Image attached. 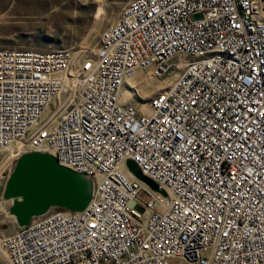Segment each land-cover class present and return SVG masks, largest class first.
<instances>
[{"label":"built area","instance_id":"1","mask_svg":"<svg viewBox=\"0 0 264 264\" xmlns=\"http://www.w3.org/2000/svg\"><path fill=\"white\" fill-rule=\"evenodd\" d=\"M75 53L0 48L3 182L47 152L93 183L0 235L6 264H264V0H129ZM138 69L169 76L139 105Z\"/></svg>","mask_w":264,"mask_h":264},{"label":"rangeland","instance_id":"2","mask_svg":"<svg viewBox=\"0 0 264 264\" xmlns=\"http://www.w3.org/2000/svg\"><path fill=\"white\" fill-rule=\"evenodd\" d=\"M128 1L0 0V48L37 51L66 48L78 53L79 59L87 58L93 55L103 30L117 19ZM142 72L133 85L137 93L132 92L134 96L130 99L137 105L156 95L169 81V76H150L151 84L145 86L146 95H142L141 81L148 73ZM129 88L125 81L124 90ZM3 155L0 153V166L5 163L6 169L9 158L2 161ZM4 171L0 173V184ZM8 204L0 201V235L12 233L18 226L7 213ZM0 264H6V259L0 257Z\"/></svg>","mask_w":264,"mask_h":264},{"label":"water","instance_id":"3","mask_svg":"<svg viewBox=\"0 0 264 264\" xmlns=\"http://www.w3.org/2000/svg\"><path fill=\"white\" fill-rule=\"evenodd\" d=\"M127 164L137 178L157 189L133 161L129 160ZM92 190L90 178L60 165L53 155L30 152L17 159L0 186V200L9 202L7 213L18 226H24L50 208L84 209L91 200Z\"/></svg>","mask_w":264,"mask_h":264},{"label":"bare ground","instance_id":"4","mask_svg":"<svg viewBox=\"0 0 264 264\" xmlns=\"http://www.w3.org/2000/svg\"><path fill=\"white\" fill-rule=\"evenodd\" d=\"M85 48V47H84ZM78 53H75V58L76 59H79V56L77 55ZM92 56V55H91ZM90 57V56H89ZM143 71V70H142ZM142 71H140V69H138V70H136L132 75H130V76H128V77H126V79H125V81L129 84V86H130V88L129 89H126V90H122V99L123 100H126V99H128V98H130L131 97V95H132V90H131V88L133 87V85L135 84V83H137V81H138V79L139 78H141V75H142ZM145 76H144V80L143 81H141V86H143L144 88H141V91L140 92H142V95H146V93H145V86L146 85H148V84H151V81H152V79H151V77H150V74L149 73H146V74H144ZM139 108L143 111V112H147V107L145 106V105H140L139 106ZM6 150H8V151H11V148H7ZM6 162V161H5ZM8 163V162H7ZM5 163L4 164H2L1 166H0V173H2V171H4V167H5ZM7 167V166H6ZM2 184H0V186H1ZM1 201V200H0ZM12 217V216H11ZM13 218V217H12ZM0 257H2V258H5V253H4V251H3V249L0 247Z\"/></svg>","mask_w":264,"mask_h":264},{"label":"snow or ice","instance_id":"5","mask_svg":"<svg viewBox=\"0 0 264 264\" xmlns=\"http://www.w3.org/2000/svg\"><path fill=\"white\" fill-rule=\"evenodd\" d=\"M46 135V134H45Z\"/></svg>","mask_w":264,"mask_h":264}]
</instances>
